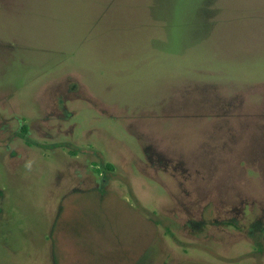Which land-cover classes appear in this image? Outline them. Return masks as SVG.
I'll list each match as a JSON object with an SVG mask.
<instances>
[{"label":"rangeland","instance_id":"obj_1","mask_svg":"<svg viewBox=\"0 0 264 264\" xmlns=\"http://www.w3.org/2000/svg\"><path fill=\"white\" fill-rule=\"evenodd\" d=\"M0 264H264V0H0Z\"/></svg>","mask_w":264,"mask_h":264}]
</instances>
